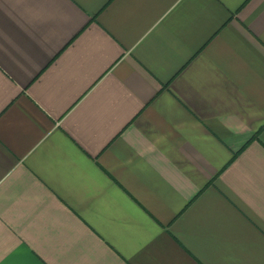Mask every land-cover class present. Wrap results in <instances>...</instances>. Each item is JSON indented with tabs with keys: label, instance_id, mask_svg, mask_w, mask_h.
Masks as SVG:
<instances>
[{
	"label": "crops",
	"instance_id": "1",
	"mask_svg": "<svg viewBox=\"0 0 264 264\" xmlns=\"http://www.w3.org/2000/svg\"><path fill=\"white\" fill-rule=\"evenodd\" d=\"M0 264H264V0H0Z\"/></svg>",
	"mask_w": 264,
	"mask_h": 264
}]
</instances>
